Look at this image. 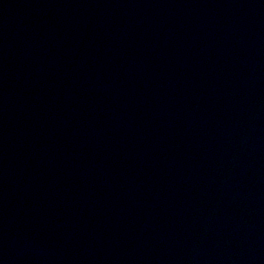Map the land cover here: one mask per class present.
Segmentation results:
<instances>
[{
	"label": "water",
	"instance_id": "water-1",
	"mask_svg": "<svg viewBox=\"0 0 264 264\" xmlns=\"http://www.w3.org/2000/svg\"><path fill=\"white\" fill-rule=\"evenodd\" d=\"M0 264H264V0H0Z\"/></svg>",
	"mask_w": 264,
	"mask_h": 264
}]
</instances>
